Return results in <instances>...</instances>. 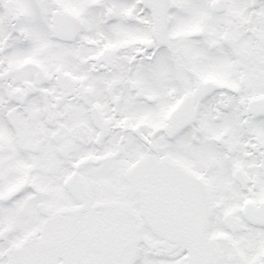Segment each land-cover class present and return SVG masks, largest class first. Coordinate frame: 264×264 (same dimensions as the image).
Listing matches in <instances>:
<instances>
[{
    "label": "snow or ice",
    "instance_id": "6c2138e0",
    "mask_svg": "<svg viewBox=\"0 0 264 264\" xmlns=\"http://www.w3.org/2000/svg\"><path fill=\"white\" fill-rule=\"evenodd\" d=\"M0 264H264V0H0Z\"/></svg>",
    "mask_w": 264,
    "mask_h": 264
}]
</instances>
